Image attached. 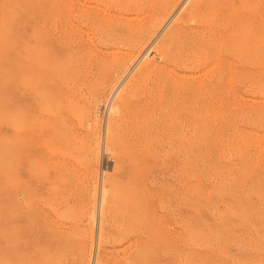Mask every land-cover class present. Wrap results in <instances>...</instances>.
<instances>
[{
  "label": "bare ground",
  "instance_id": "bare-ground-1",
  "mask_svg": "<svg viewBox=\"0 0 264 264\" xmlns=\"http://www.w3.org/2000/svg\"><path fill=\"white\" fill-rule=\"evenodd\" d=\"M189 1L39 0L31 3L23 27L26 37L23 47L27 53L22 68L26 78L23 91L19 90L17 62L15 76L10 75L15 79V84L11 83L14 84L12 164L8 186L0 182V264H155L157 243L164 236L160 235L158 221L161 219L156 218L153 207L155 182L150 178L147 186L146 178L153 172H159L163 179L174 176L182 189L178 194L183 216L187 209L189 163L206 151H203L206 143L202 132L203 112L208 118V111H218L215 101L206 105L202 102V89L209 86L217 99L223 93L230 97L233 92L229 86L233 82H250L254 67L264 69V26L258 19V24L247 30L240 13L244 10L242 0L237 1L238 5L227 4L229 0H226L218 7L205 5V0H195L193 5H198L199 22L192 27L186 25L190 17L176 16L179 3H182L179 11L191 13L187 9ZM258 16L263 19L264 13ZM103 111L105 121L102 120L101 126L99 116ZM212 115L210 119L215 121ZM101 158L105 163L111 162L112 167L107 165L111 168L109 172L103 168L97 183L95 167ZM235 206L239 204L233 210ZM85 221L95 224L94 237L91 236L94 242L90 240L93 246L90 263L92 250L86 252V244H81L87 234L81 227ZM249 235L246 237L250 238Z\"/></svg>",
  "mask_w": 264,
  "mask_h": 264
},
{
  "label": "rangeland",
  "instance_id": "rangeland-1",
  "mask_svg": "<svg viewBox=\"0 0 264 264\" xmlns=\"http://www.w3.org/2000/svg\"><path fill=\"white\" fill-rule=\"evenodd\" d=\"M37 1H39V0H0V3L2 4V5L0 4V22L3 23L6 19V21L3 24L0 23V30H2L0 32H2L4 34L3 35L0 33V39L2 40V42L0 41V43H1L0 44V52H1L0 56H2V57H0V70L3 69V74L1 73L2 70L0 72V74H1L0 75V100H1L0 101V159H2V157H3V159H2L3 162L0 160V167H1L0 168V173H1L0 174V182L3 183L4 187H7L9 184L10 175H11V164H12L11 163L12 157H11V146L10 145H11V140H12L11 139V137H12L11 133L13 132V126H11V125H13V120H14V118H12V117H14L12 110H13V89H14V84H15V82H14L15 79L13 81L12 78H14L15 71H16V68L18 66V69L20 71L19 76H18V82H19L18 84L21 85L19 87V90L23 91V89H24L23 86L26 85V83H25L26 78L24 79L25 76L22 75L23 74L22 68L25 66V64H26L25 59L27 58L26 57V55H27L26 50L23 47L25 45L24 43L26 42L25 34H23L24 33L23 27L25 25V21H26V18L28 16V12H29V8H30L31 3H34ZM190 1L187 4V9L189 10V8H190L191 13H189V12L185 13L184 12L185 13L184 14L183 11H181L182 9L180 10L181 11V13H180V11L178 9H179L180 5H182V3L181 4L179 3L177 5V7H178L177 11L179 13L176 15V16H180L183 19L184 18L188 19L190 17L188 20H186L187 21L186 25L188 27L195 26L196 22L197 23L199 22L198 21L199 20L198 19L199 13L197 10L198 5L197 6L193 5L195 0H190ZM205 1L207 2V3L206 2L204 3L205 5H209L212 7H218L219 5L222 4V2H226V0L225 1L221 0V2H220V0H205ZM215 1L218 5L216 3H214ZM237 1L239 2V0H229L228 1L229 3L227 2V4H232V5L235 4L236 5L238 3ZM242 2L244 3L243 4L244 10H242L240 13L242 14L244 21L248 25L247 30H249L250 28L257 25L258 19L262 21V24L264 26V18L262 19L261 16H258V15H262L264 13V11H263L264 10V0H242ZM190 4L194 7L190 6ZM213 4H215V5H213ZM1 7H3V8H1ZM7 9H10L11 14L12 13L13 14L11 15L9 13L10 10L7 11ZM15 10H17V11H15ZM24 10H26L25 11L26 15L24 13ZM5 11H7V12H5ZM20 11H21V13H24V14L23 15L21 13L19 14ZM1 12L5 13V14L2 13V15H1ZM15 12H18V13H15ZM14 13H15V16H14ZM16 14H17V16H16ZM187 14H188V16H187ZM7 16L8 17L10 16L8 20H7ZM22 16H24V17H22ZM12 17H14V18H12ZM193 19H195V20L192 21ZM1 20H4V21H1ZM9 20L12 21V22H10L11 25H8ZM16 21H17V23H16ZM5 23H7V24H5ZM13 23H14V25H13ZM191 24H193V25H191ZM3 25H4V27L7 26V27H5L6 30L4 29ZM15 25L17 26V28ZM18 25H19V27H18ZM11 27H13V28H11ZM14 27H15V29H14ZM8 31H9V33H7ZM20 31H22V32H20ZM7 35H9V36H7ZM12 35L14 37H12ZM4 36H6V38ZM22 38H25V39L23 40ZM15 39L17 41H19V39H20V41L23 40V42L19 41V43H18ZM2 43H4V45H5V43H7V44H9V46L7 44H6L7 46H3ZM13 43L15 44V46L13 45ZM4 47H7V48H4ZM9 47H10V49H9ZM22 48H24L25 52L23 51ZM5 49H8V50L5 51ZM2 52H4V53H2ZM6 52L8 53L9 56L7 55ZM24 53H26V54H24ZM4 54H5V56H4ZM19 55L21 56V59H20ZM17 56H18V58H16ZM14 57H15V59H14ZM5 58L7 59L8 63L10 62L9 64L7 63ZM12 59H14L15 61L13 60L14 62H12ZM19 59L21 61H19ZM15 62L18 63L17 66H15L16 65ZM11 63H12V65H10ZM13 63H14V65H13ZM19 65H21V66L19 67ZM11 66H13V67H11ZM7 67H8V69H7ZM6 69L9 71H7ZM12 69H13V71H12ZM21 69H22V71H21ZM253 72L254 73H253L252 81L247 82V83L233 82L231 84V86H229L230 89L232 90V92L234 93V94L232 93L230 95V97L228 94L223 93L221 95V98L217 99V97L215 95L211 94L213 92L210 91L209 86L206 85L205 88L202 89V94H201L202 102H205L204 103L205 105L216 103L215 105L218 107V111L217 112L208 111V112H210V114L208 113L209 116L207 115V112H206V115L208 116L209 119H210V115H212L211 112H213L214 115H212L211 118H216V119H214L215 121H213V119H212V121H211V119L208 120V118L206 116H204L205 112H203L202 132H203V134L205 132V134L203 136H204V139L206 142L205 147L203 148V151L204 150H206V151L202 152L203 154L199 158L200 160L198 158H195L189 163L188 167H190V168H188V175H187L188 176L187 178H189V179L186 178V183H187V188L190 191L187 190L188 192H186L187 209H186V213H184L183 216H181L183 208L180 207L181 206L180 205V198H179L180 196L178 194V192L179 193L182 192V189H180L181 185L178 184V182L176 181L174 176L169 177V179L168 178L163 179V178H161L159 172H157V173L153 172L151 175H149L146 178L145 182L148 183L147 186L150 185L151 179H153L155 182L153 185L156 189V197L154 199V206L153 207H154V212H155L156 218L159 217L158 219L159 220L161 219L160 221H158V219H157V221L159 223V229H161L160 235L163 234V236H164V237H162L163 239L161 241L159 240L157 243L155 264H164V263L167 264V262L169 264H181V263L182 264H197V263L202 264L203 261H204L203 264H214V260H216L215 264L217 262L219 264H221L222 262H223L222 264H240V263L241 264H264V250H263L264 249V239H262V238H264V236H261V234L264 235V227H263L264 223H261L264 221V214H263L264 208H262V207H264V202H263L264 201V195H262V194H264L263 193L264 192V190H263L264 189L263 188L264 187V184H263L264 183V181H263V177H264V175H263L264 174V172H263L264 171V160H263L264 159V69H260L256 66L253 68ZM12 74L14 76L11 77L10 75H12ZM4 75L6 76V78ZM20 76H21V78H20ZM2 77H4L5 80ZM1 78L3 80H1ZM8 78H9V80H8ZM256 79H258V80H256ZM6 80L8 82H6ZM13 82H14V84L12 85L11 83H13ZM1 83H3L4 85L3 84L2 85L5 87H3L1 85ZM122 83H124V80L122 81ZM122 83L119 84V87L121 86ZM6 85H8V86H6ZM117 88H118V86H117ZM3 89H5V90H3ZM206 90H207V92H205ZM206 93H208L209 96ZM210 96H213V97H211L212 99H209ZM7 97L10 99H8ZM110 97L112 98V96H110ZM214 97L216 99H214ZM219 100H221V101H219ZM214 101H215V103H214ZM2 102H3V104H2ZM4 103H6V104H4ZM11 104H12V106H11ZM219 105H221V106H219ZM2 107H4V108H2ZM204 111H207V110H204ZM102 114H103V116H101ZM101 115L99 116L100 124H101V122L104 123V121H105V111H103L101 113ZM7 117H9V119L12 121H9V119ZM102 120H104V121H102ZM206 120H207V122H206ZM214 122L216 124H214ZM100 124H98V125H100ZM101 126H102V124H101ZM244 134H245V136H244ZM97 135H98V133H97ZM249 145H250V147H249ZM5 155H7L8 157ZM253 156L254 157L256 156V157L254 158ZM4 157H5V159H4ZM204 158H205V160H204ZM237 161H238V163H237ZM98 162H100V163H98ZM98 162L97 163L99 165L98 166L96 165V167H95V171L97 174V176H96L97 179H95V180H97V183H98V178L101 179L102 171H104V169L108 168L107 171L109 172V171H111L110 166L112 167L111 162L105 163V162H103L102 158L99 159ZM104 163L106 164V167H105ZM193 163L196 165H194ZM109 164H110V166L107 167V165H109ZM240 166H242V167H240ZM192 167H193V169H192ZM189 174L193 177L190 178ZM246 174L247 175L249 174L250 177H249V175L247 176ZM259 176H261L260 181L258 178ZM242 177H244V178H242ZM251 177H252V181H251ZM261 178H262V181H261ZM189 182H191V183H189ZM239 183H241V184H239ZM257 184H260V186ZM222 187H224V188H222ZM254 187H255V189H254ZM261 188H263V189H261ZM161 189H162L163 193L160 191ZM222 189H224V190H222ZM260 189L263 191H261ZM249 190L250 191L252 190V191L249 192ZM256 190H258V192ZM196 194H197V196H196ZM256 196H258L260 198L258 199ZM244 197L246 198V200ZM240 198H241V200H240ZM247 198H248V200H247ZM156 199H157V201H156ZM260 199L262 202L260 201ZM165 200H166V202H165ZM243 200H245V201H243ZM245 202L246 203L248 202V203L246 204ZM237 203L239 204V206H237V208H239V210L235 206V210H236L235 211L233 209H234V205H238ZM156 204H158V205L156 206ZM220 204H221V206H220ZM241 204L244 206L245 209L242 208L243 206H241ZM254 204L255 205L257 204L256 205L257 207H255ZM246 205L248 207H246ZM250 205L252 207H250ZM215 206H217L216 210H215ZM207 207H209V209H207ZM226 208H229V210ZM237 210H238V212H237ZM242 210H243V212H242ZM248 210H250L251 213ZM261 210L263 213L261 212ZM214 211H218V213L215 212V213H217V214H215ZM221 211H224V212H221ZM225 211H226V213L227 212L228 213L225 214ZM255 211H256L257 215L255 214ZM235 212L237 213V215L238 214H241V215H238V217H237ZM247 212H249V213H247ZM257 212H259V213L261 212L260 213L261 215ZM254 214L257 217H255ZM172 215H173V217H172ZM218 215L219 216L221 215V216L219 217ZM229 215L231 218L229 217ZM233 215H234V217H233ZM258 215H260V216H258ZM176 216H177V218H176ZM216 216H218V218H214ZM235 217H237V218H235ZM258 217H260L261 219L259 220ZM202 218L203 219L205 218V219L203 220ZM212 218H214V220L215 219L218 220L216 222L217 224L220 223L218 225V227H217V224H215L214 220H212ZM221 218H222V220H221ZM257 219H258V221H257ZM202 220H203V222H202ZM206 220L208 223H205ZM220 220H221V222H220ZM211 221L214 224V226L211 223ZM237 221H239V222H237ZM248 221H249V224H247ZM259 221H261V222H259ZM231 222H234V223H231ZM176 223H177V225H176ZM203 223H205V225ZM230 223L232 225H234L235 228ZM225 224H226V227H225ZM227 224H228V226H227ZM256 224H258L257 225L258 227L259 226L261 228L263 227V229H261L259 227L260 232L257 231L258 227L256 226ZM81 225H82L81 227L83 229L87 230L85 232H87V234H88V235L84 234L85 237H83L81 244L83 246L86 244L85 245L86 248L84 247L86 252H89L90 250H92L91 256L89 257V263H90L91 258H92V253H93V246H91L90 244H92V242H91L92 239L94 242V238H93L94 233H92V229L94 232L95 224H94V222H91V221H89V222L85 221ZM180 225H182V226H180ZM215 225H216V227H215ZM221 225H222V227H221ZM235 225L238 226L237 227L238 229L236 228ZM167 226L169 227V229ZM195 226H196V228H195ZM245 226H246V228H245ZM163 227L166 229L165 232L163 231L164 230ZM170 227H171V229H170ZM202 227H204V229ZM206 227H210V229L208 230V228H206ZM211 227H213V228H211ZM231 227H233V229ZM89 228H91V229H89ZM216 228L218 230H216ZM221 228H223V229L221 230ZM224 228H225V230H224ZM229 228H230V230H229ZM231 229L234 230L233 234H232ZM253 229H255V230H253ZM206 230H207V232H206ZM215 230L217 232H215ZM161 231H162V233H161ZM171 231L173 234L171 233ZM200 232H202V234ZM213 232L216 233L217 235L214 234ZM254 232H255V234H254ZM165 233H167L168 235L167 234L165 235ZM189 233H191V234H189ZM192 233H193V235H192ZM175 234L178 236H176ZM206 234L208 235V237L206 236ZM249 234H252L253 236L249 235ZM185 235L186 236L188 235V238H186ZM228 235H229L228 238H232V237H234V238H232V240H230L227 238ZM248 235L250 238L246 237ZM91 236H93V237H91ZM183 236H184L185 241L182 239ZM216 236H217V238H216ZM220 236L223 237V239ZM259 236H260V238H259ZM178 238H180L181 240L180 239L178 240ZM218 238L220 239L219 241H217ZM166 239L168 240V242ZM170 239H171V241H172V239L174 241H172V243H171V241H169ZM255 239L256 240L258 239V241H256ZM210 240H211V242H210ZM181 241H182V243H181ZM83 242H84V244H83ZM169 242H170V244H169ZM230 242H232V244ZM191 243H193V244H191ZM217 243L220 246L222 245L221 248H220V246L217 245ZM196 244H197V246H196ZM161 245H162V247H160ZM87 248H89V249H87ZM222 252H224V253H222ZM213 254H215V255H213ZM204 256L206 259L204 258ZM218 257H219V259H218ZM159 259L161 261H159ZM202 259H205L207 261L202 260ZM211 259H213V261ZM236 259L238 262L236 261ZM243 260H244V262H243ZM248 261H250L251 263ZM161 262H164V263H161ZM210 262H212V263H210Z\"/></svg>",
  "mask_w": 264,
  "mask_h": 264
}]
</instances>
